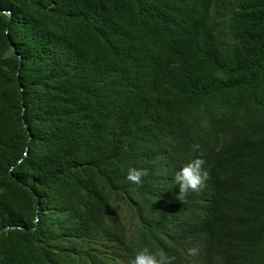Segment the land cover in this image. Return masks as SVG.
Returning a JSON list of instances; mask_svg holds the SVG:
<instances>
[{
  "label": "trees",
  "instance_id": "trees-1",
  "mask_svg": "<svg viewBox=\"0 0 264 264\" xmlns=\"http://www.w3.org/2000/svg\"><path fill=\"white\" fill-rule=\"evenodd\" d=\"M3 227L0 264H264V0H0Z\"/></svg>",
  "mask_w": 264,
  "mask_h": 264
},
{
  "label": "clouds",
  "instance_id": "clouds-1",
  "mask_svg": "<svg viewBox=\"0 0 264 264\" xmlns=\"http://www.w3.org/2000/svg\"><path fill=\"white\" fill-rule=\"evenodd\" d=\"M198 146H194L195 151ZM204 161L199 157H194L184 164L173 177L175 185L179 187L177 198L183 200L189 192H198L208 178L207 171L203 168ZM147 175V170L143 168L129 167L126 179L134 185L142 182V177ZM197 252L195 248H189L187 254L194 256ZM174 257H169L163 252H153L147 247L137 251L131 264H172Z\"/></svg>",
  "mask_w": 264,
  "mask_h": 264
},
{
  "label": "water",
  "instance_id": "water-1",
  "mask_svg": "<svg viewBox=\"0 0 264 264\" xmlns=\"http://www.w3.org/2000/svg\"><path fill=\"white\" fill-rule=\"evenodd\" d=\"M6 229H8V227H3L0 229V232H2L3 230H6Z\"/></svg>",
  "mask_w": 264,
  "mask_h": 264
}]
</instances>
